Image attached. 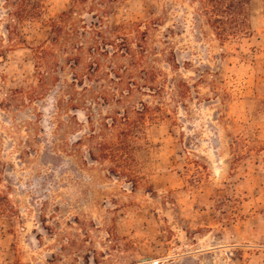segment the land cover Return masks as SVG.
Masks as SVG:
<instances>
[{
    "label": "rangeland",
    "instance_id": "obj_1",
    "mask_svg": "<svg viewBox=\"0 0 264 264\" xmlns=\"http://www.w3.org/2000/svg\"><path fill=\"white\" fill-rule=\"evenodd\" d=\"M244 1L0 0V264H264Z\"/></svg>",
    "mask_w": 264,
    "mask_h": 264
},
{
    "label": "trees",
    "instance_id": "obj_2",
    "mask_svg": "<svg viewBox=\"0 0 264 264\" xmlns=\"http://www.w3.org/2000/svg\"><path fill=\"white\" fill-rule=\"evenodd\" d=\"M235 1L237 2V5L235 6L236 11L242 12L243 8H244L245 1L244 0H235ZM212 2L218 3V5L221 6L225 2V0H207V5H209V7H210L211 6L210 4ZM209 7L207 8V13L208 14H215V11H219V10H217L218 8H214V6H212L213 9L212 8L210 9ZM221 12L224 13V11H221ZM221 22H222L221 20H216V23H218V24H221ZM239 32L243 33V30L242 31L239 30ZM225 33H226V30H225L224 27H219L218 28V33L217 34L220 37H223L225 35ZM136 113L139 114V111H137ZM103 155L106 156L107 154H103Z\"/></svg>",
    "mask_w": 264,
    "mask_h": 264
}]
</instances>
